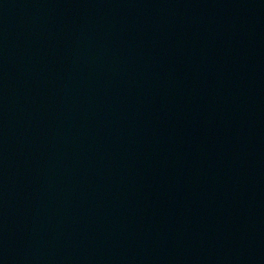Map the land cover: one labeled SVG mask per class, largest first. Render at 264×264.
I'll use <instances>...</instances> for the list:
<instances>
[{"label": "water", "instance_id": "95a60500", "mask_svg": "<svg viewBox=\"0 0 264 264\" xmlns=\"http://www.w3.org/2000/svg\"><path fill=\"white\" fill-rule=\"evenodd\" d=\"M0 264H264V0H0Z\"/></svg>", "mask_w": 264, "mask_h": 264}]
</instances>
